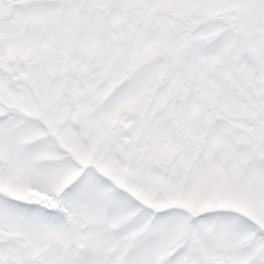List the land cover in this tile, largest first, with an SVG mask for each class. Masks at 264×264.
<instances>
[{"label": "snow or ice", "instance_id": "1", "mask_svg": "<svg viewBox=\"0 0 264 264\" xmlns=\"http://www.w3.org/2000/svg\"><path fill=\"white\" fill-rule=\"evenodd\" d=\"M0 264H264V0H0Z\"/></svg>", "mask_w": 264, "mask_h": 264}]
</instances>
